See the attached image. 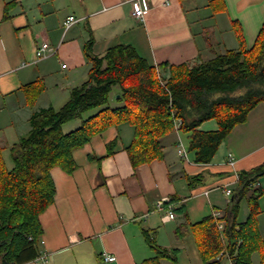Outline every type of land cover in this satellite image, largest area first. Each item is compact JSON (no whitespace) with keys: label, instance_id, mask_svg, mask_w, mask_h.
Wrapping results in <instances>:
<instances>
[{"label":"crops","instance_id":"1","mask_svg":"<svg viewBox=\"0 0 264 264\" xmlns=\"http://www.w3.org/2000/svg\"><path fill=\"white\" fill-rule=\"evenodd\" d=\"M150 1L141 22L133 17L128 0H0V151L9 168L10 149L29 133L33 113L50 106L57 109L87 80L91 64L84 44L92 37L95 55L125 44L155 66L193 65L238 49L235 25L251 49L264 25V0ZM70 16L79 22L65 31L63 22ZM43 42L50 44L51 52L37 60L36 49ZM39 81L46 89L32 106L24 87ZM119 93L115 88L113 107ZM217 129L216 121L200 127ZM134 135L129 123L114 126L75 152L73 174L53 170L56 199L41 216V252L48 253L49 264H141L155 256L145 232L159 246L179 250V264H200L190 224L211 214L223 216L232 199L226 190H236L240 172L264 163V103L250 113L246 124L237 125L210 164L195 163L187 135L176 130L162 140V161L134 169L127 153ZM116 138L115 154L105 157L108 143ZM194 177L201 181L196 186L190 185ZM253 187L264 191V177ZM160 202L175 219L164 220L166 210H159ZM259 204L264 233V195ZM249 215L244 200L240 222ZM105 254L115 260L105 262Z\"/></svg>","mask_w":264,"mask_h":264},{"label":"trees","instance_id":"2","mask_svg":"<svg viewBox=\"0 0 264 264\" xmlns=\"http://www.w3.org/2000/svg\"><path fill=\"white\" fill-rule=\"evenodd\" d=\"M235 31L238 49L193 65L155 66L125 44L111 46L99 56L93 54V37L84 44L91 64L87 80L71 90L60 109L50 106L33 113L29 133L10 149L12 168L0 151V264L38 260L44 234L41 216L57 195L53 170L73 174L75 152L114 126L129 123L135 128L127 148L134 169L162 161V140L176 130L187 135L194 162L210 164L237 125L246 124L250 113L264 103V25L251 49L240 26L235 25ZM115 88L120 93L113 107ZM45 89L42 81L24 87L32 106ZM78 121L80 127L65 130ZM208 121H216L218 129L200 130ZM117 146V138L108 143L105 157L115 154ZM262 177L264 163L240 172L225 214L190 224L201 264H224L226 259L232 264H255V255L258 264H264V233L259 225L264 191L253 187ZM198 182L199 177L190 178V185ZM244 200L250 215L241 223ZM144 234L155 256L141 264H179V250L159 246L155 237Z\"/></svg>","mask_w":264,"mask_h":264},{"label":"built area","instance_id":"3","mask_svg":"<svg viewBox=\"0 0 264 264\" xmlns=\"http://www.w3.org/2000/svg\"><path fill=\"white\" fill-rule=\"evenodd\" d=\"M128 1L132 4V7H133V12H132V15H134L133 17L135 19L141 21V22L145 21L146 13L150 10V2L151 1L150 0H128ZM166 4L169 5V2H167ZM78 22H79V20L76 17L70 16L63 22V27H64L65 31H68V30H70L71 27H73ZM49 52H51L50 44L48 42H43L36 49L37 60H41V59L45 58ZM179 152L186 156L185 151L180 150ZM226 192H227L228 196L232 195L231 189L226 190ZM164 203L165 202H160L158 204L159 210H161V211L166 210ZM216 216L221 217L220 214H216ZM172 219H175V214L172 212V210H166V216H165L164 220H172ZM220 228H223L222 224L220 225ZM48 258H49V256H48L47 252H41L40 257L38 258L39 264H49ZM103 259L105 262L110 263V262H113L115 260V257L113 255H110V254H105L103 256Z\"/></svg>","mask_w":264,"mask_h":264},{"label":"rangeland","instance_id":"4","mask_svg":"<svg viewBox=\"0 0 264 264\" xmlns=\"http://www.w3.org/2000/svg\"><path fill=\"white\" fill-rule=\"evenodd\" d=\"M129 2V1H128ZM164 74H168V73H164ZM68 101V100H67ZM64 105V102H62V103H60V104H58L56 107H57V109H60L62 106ZM80 125H81V122L80 121H78V122H73V123H70L69 125H67L66 127H65V130L68 132V131H72V130H75V129H77L78 127H80ZM232 163L235 165V162H233L232 161ZM231 163V164H232ZM232 164V165H233ZM233 165V166H234ZM222 225L224 224V223H221ZM224 228V227H223ZM223 228H222V230H223ZM257 257H258V255H256ZM256 257V258H257ZM257 261H258V258L256 259ZM201 261V260H200ZM200 264H201V262H200ZM224 264H229V260H225L224 261Z\"/></svg>","mask_w":264,"mask_h":264}]
</instances>
